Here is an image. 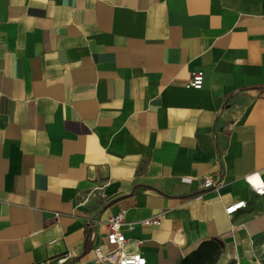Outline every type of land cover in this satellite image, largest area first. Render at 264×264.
Here are the masks:
<instances>
[{"label":"crops","instance_id":"obj_1","mask_svg":"<svg viewBox=\"0 0 264 264\" xmlns=\"http://www.w3.org/2000/svg\"><path fill=\"white\" fill-rule=\"evenodd\" d=\"M254 174L264 0H0V264H109L119 212L146 264H264Z\"/></svg>","mask_w":264,"mask_h":264},{"label":"built area","instance_id":"obj_2","mask_svg":"<svg viewBox=\"0 0 264 264\" xmlns=\"http://www.w3.org/2000/svg\"><path fill=\"white\" fill-rule=\"evenodd\" d=\"M203 84V74L202 72H194L191 74L188 82L185 84V88L200 90ZM255 176V177H254ZM247 185L252 189V191L257 196L264 195V183L259 179V177L254 174L247 176L245 179ZM184 182H189V178H183ZM202 188H215L214 182L211 178L204 180ZM245 203L239 202L237 204H232L228 208H225V214L231 215L237 210L244 208ZM148 225H157L159 223V218L154 217L143 222ZM123 224V212H119L114 216H111L106 222L107 236L106 242L112 247L109 252H102L100 248L95 247L93 250L95 260L100 263L107 262L109 264H146V260L143 256L138 253L127 254L123 252V247L125 245L126 239L122 233L119 231V227ZM64 259H59L58 263H62Z\"/></svg>","mask_w":264,"mask_h":264},{"label":"trees","instance_id":"obj_3","mask_svg":"<svg viewBox=\"0 0 264 264\" xmlns=\"http://www.w3.org/2000/svg\"><path fill=\"white\" fill-rule=\"evenodd\" d=\"M218 254V247L213 243H202L197 249L184 257L180 264H212Z\"/></svg>","mask_w":264,"mask_h":264},{"label":"rangeland","instance_id":"obj_4","mask_svg":"<svg viewBox=\"0 0 264 264\" xmlns=\"http://www.w3.org/2000/svg\"><path fill=\"white\" fill-rule=\"evenodd\" d=\"M257 250L258 255L261 260L264 262V235L257 241Z\"/></svg>","mask_w":264,"mask_h":264}]
</instances>
